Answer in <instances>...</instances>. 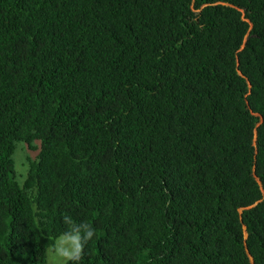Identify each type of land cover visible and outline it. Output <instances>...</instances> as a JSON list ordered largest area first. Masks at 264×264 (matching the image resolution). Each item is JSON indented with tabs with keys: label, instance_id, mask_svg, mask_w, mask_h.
Listing matches in <instances>:
<instances>
[{
	"label": "trees",
	"instance_id": "16d2710c",
	"mask_svg": "<svg viewBox=\"0 0 264 264\" xmlns=\"http://www.w3.org/2000/svg\"><path fill=\"white\" fill-rule=\"evenodd\" d=\"M77 236L264 264V0H0V264Z\"/></svg>",
	"mask_w": 264,
	"mask_h": 264
},
{
	"label": "rangeland",
	"instance_id": "374dc122",
	"mask_svg": "<svg viewBox=\"0 0 264 264\" xmlns=\"http://www.w3.org/2000/svg\"><path fill=\"white\" fill-rule=\"evenodd\" d=\"M24 147L25 146L23 144H19L18 147H17V152H16V154L14 156L17 174H18V171H19V174L22 175V174H24V171L26 170L25 174L22 175L23 179H22V177H20L18 175L20 183H23V181L25 180V178H26V176L28 174V170H29V165L28 164H27V167H26L25 157L21 156V155H18L19 152L24 149ZM35 156L36 155H32L33 158ZM23 167H25V169ZM74 238L75 237H61V238H59L57 240V242H56L55 249L53 251L49 252L47 264H61V258L57 257L58 254H59V250L62 249V248L67 247L70 252L74 251V248L71 246L70 243H68V244L65 243L66 241H68V242L72 241Z\"/></svg>",
	"mask_w": 264,
	"mask_h": 264
},
{
	"label": "clouds",
	"instance_id": "9594fccd",
	"mask_svg": "<svg viewBox=\"0 0 264 264\" xmlns=\"http://www.w3.org/2000/svg\"><path fill=\"white\" fill-rule=\"evenodd\" d=\"M85 225L88 229L86 241L89 242L95 235V232L90 225H88L87 223H85ZM65 243H70L71 246L74 248V251L70 252L67 247L60 249L57 257L61 258V264H66L67 261H71L73 259L79 262L84 254L83 248L80 244V237L77 236L72 241H66Z\"/></svg>",
	"mask_w": 264,
	"mask_h": 264
}]
</instances>
